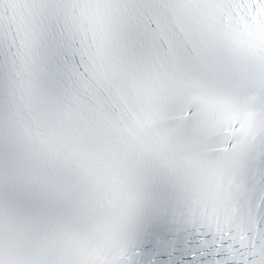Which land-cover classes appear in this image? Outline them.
<instances>
[{"label":"snow or ice","instance_id":"1","mask_svg":"<svg viewBox=\"0 0 264 264\" xmlns=\"http://www.w3.org/2000/svg\"><path fill=\"white\" fill-rule=\"evenodd\" d=\"M0 264H264V0H0Z\"/></svg>","mask_w":264,"mask_h":264}]
</instances>
